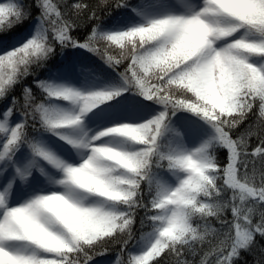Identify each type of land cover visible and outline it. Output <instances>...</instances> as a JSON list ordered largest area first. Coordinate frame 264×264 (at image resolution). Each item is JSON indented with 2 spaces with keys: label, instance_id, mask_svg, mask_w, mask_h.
<instances>
[{
  "label": "snow or ice",
  "instance_id": "obj_1",
  "mask_svg": "<svg viewBox=\"0 0 264 264\" xmlns=\"http://www.w3.org/2000/svg\"><path fill=\"white\" fill-rule=\"evenodd\" d=\"M125 8L141 5L0 2V264H94L113 246L116 264H196L201 253L200 264H237L256 250V264H264V0H198L160 18L149 6L139 13L143 24L102 27V15ZM18 26L31 35L9 47L13 35L23 38ZM66 50L93 54L119 81L85 93L71 83L81 61L66 56L52 78L35 81L42 95L27 86L13 95L34 68ZM135 97L162 110L122 123L130 103L142 105ZM177 112L198 116L213 135L191 151L162 145L168 131L183 139L169 128ZM89 113L113 126L90 137L81 127ZM137 221L151 229L140 251L131 243Z\"/></svg>",
  "mask_w": 264,
  "mask_h": 264
},
{
  "label": "rangeland",
  "instance_id": "obj_2",
  "mask_svg": "<svg viewBox=\"0 0 264 264\" xmlns=\"http://www.w3.org/2000/svg\"><path fill=\"white\" fill-rule=\"evenodd\" d=\"M2 2V0H0ZM192 2H198V0H151L150 4L148 6H145L144 10H149V6H151L150 10V16L151 18H160L166 14H178L186 11L184 8L185 3H192ZM4 70L0 69V74H3ZM79 82L76 80L71 81L77 88H81L82 91L87 93L90 90H100L101 88H109L111 87V84L108 83L105 78L100 74L96 72H87L82 71L79 73ZM98 80L96 88L95 89H89L86 87H82V85L85 83V81H92V80ZM44 80V79H39ZM49 80V79H48ZM57 82H63V81H57ZM39 89V88H38ZM40 90V89H39ZM136 101V99H134ZM57 106L63 108L67 111H72L74 113H77V109L70 107L66 104H63V102H57ZM161 107H145L144 105H138V103L132 102L130 103L123 111V115L127 117V119L122 120V123H142L147 121L148 119L154 117L161 111ZM98 111V110H97ZM201 121L194 118L189 119L185 117H176L171 120V123L169 125V128L173 129L175 132H180L181 137L183 138L182 141L180 138H177L174 135V132L172 131L171 138L169 139V144L175 148L177 144L182 143L183 147L188 150H194L195 147L199 145V143L202 142L201 138L205 137L210 134V131L207 129V127L204 126V124L200 123ZM113 123L109 120L99 117L97 115H94L93 113H89L87 117L84 118L83 124L81 127L89 133V136H94L98 132L112 127ZM44 139H51L52 141L56 140V137H51L50 134H43L42 135ZM105 140H109L111 144L116 148H128L129 144L128 142L118 139V138H104ZM99 143V142H97ZM73 155L75 156L76 153L74 152ZM79 159V157H77ZM47 177V176H46ZM54 178H59L58 174ZM164 180L170 184L175 185L177 178L172 176L169 173L163 174ZM44 184L47 188L51 189L52 191H58L59 185L53 184L48 180V177L45 179L43 178ZM142 245L137 246V251H140V247Z\"/></svg>",
  "mask_w": 264,
  "mask_h": 264
},
{
  "label": "trees",
  "instance_id": "obj_3",
  "mask_svg": "<svg viewBox=\"0 0 264 264\" xmlns=\"http://www.w3.org/2000/svg\"><path fill=\"white\" fill-rule=\"evenodd\" d=\"M146 0H131L132 4L134 5H140ZM91 3H99V0H90ZM36 14H38V10H34ZM125 18H134L133 12L131 9H113L111 10L110 14H104L101 17V25L102 27H105L106 29H110L113 31L116 30H127V24L124 22ZM144 22H141L140 24H143ZM138 24V25H140ZM116 25L115 28L112 26ZM35 26L33 25V28ZM17 33L23 34V38H21V35H13L12 39L9 41V47L12 46H19L20 43H23V39H27L30 37V32H25L24 28L19 27L14 30ZM88 28H84L81 30V37L83 33L87 32ZM97 47H100V45H97ZM66 56H72L81 61L80 67L86 69V70H93L100 74H102L105 77L111 78V84L115 85L119 81V78L116 76V73L112 71V69L108 68L106 65L103 64L102 61L99 60L98 57H95L91 53L84 52L83 50H66L64 54H60L57 52L55 56L52 57L51 60L47 62V65L44 68H34V75L28 77L22 84L18 85L16 90L14 91L13 95H21L22 90L25 86L33 89L34 95H42L41 91L38 89L35 81L39 79H48L53 77L54 70L58 68L63 62L64 58ZM123 70L122 68L120 69ZM130 95V94H126ZM138 101H142V105L148 106V107H160L158 105L152 104L148 101H143L141 97H136ZM5 102H0V104ZM189 117L191 119H198L200 120L202 124L207 126L210 129V136L213 135V130L210 128L208 124H206L202 119H200L198 116L192 115L187 112H177V114L172 117ZM247 127V125L241 126L239 131L243 132L244 128ZM172 131L166 132L164 137L161 139L162 145H170L169 144V138L171 136ZM209 136V137H210ZM208 137V138H209ZM208 138H202V141ZM255 137H252L251 141H254ZM172 147V146H171ZM162 150H164L162 148ZM216 158L220 161L226 162L227 160V153L225 149H218L215 153ZM258 159V158H257ZM37 174L40 173L37 171ZM258 178V177H257ZM211 227L216 228L218 227L217 223H213ZM133 228L135 230V239L131 242L133 245H137V242L140 240L142 236H145L148 231H150V228H141L140 224L135 222L133 224ZM261 243H264V241H261ZM131 246V245H130ZM138 246V245H137ZM134 251H137V248L134 249ZM119 249L115 246L112 247V249L107 253L106 256H98L96 257V260L94 261V264L104 262V264H116L117 256H118ZM260 253L259 250H256L254 253H241V258L239 261H237V264H256V260L259 258ZM190 259H193L192 257H189ZM203 259V254L201 253L200 256L195 257L196 264H200V260Z\"/></svg>",
  "mask_w": 264,
  "mask_h": 264
}]
</instances>
